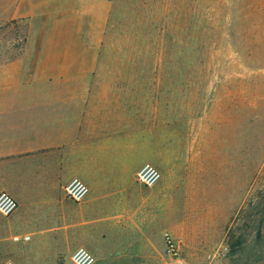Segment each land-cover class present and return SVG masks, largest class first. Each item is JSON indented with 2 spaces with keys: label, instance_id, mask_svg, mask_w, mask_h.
I'll return each mask as SVG.
<instances>
[{
  "label": "crops",
  "instance_id": "crops-1",
  "mask_svg": "<svg viewBox=\"0 0 264 264\" xmlns=\"http://www.w3.org/2000/svg\"><path fill=\"white\" fill-rule=\"evenodd\" d=\"M118 1L0 0V191L17 201L0 215V264H23L10 251L49 238L70 264L78 247L93 264H164L165 233L185 264H204L196 241L212 218L172 212L193 201L197 172L159 171L152 186L135 178L144 163L161 169L156 135L170 123L139 73L122 67L137 59L105 53ZM72 178L88 187L78 202L63 192Z\"/></svg>",
  "mask_w": 264,
  "mask_h": 264
},
{
  "label": "rangeland",
  "instance_id": "rangeland-1",
  "mask_svg": "<svg viewBox=\"0 0 264 264\" xmlns=\"http://www.w3.org/2000/svg\"><path fill=\"white\" fill-rule=\"evenodd\" d=\"M116 13L105 53L137 59L122 67L139 73L170 123L156 135L159 171L197 172L193 201L173 217L212 218L196 241L202 263L264 264V0H119ZM39 243L10 253L70 264L58 240Z\"/></svg>",
  "mask_w": 264,
  "mask_h": 264
},
{
  "label": "built area",
  "instance_id": "built-area-1",
  "mask_svg": "<svg viewBox=\"0 0 264 264\" xmlns=\"http://www.w3.org/2000/svg\"><path fill=\"white\" fill-rule=\"evenodd\" d=\"M136 180L144 186L154 185L160 178L159 170L150 163H144L135 173ZM63 192L66 197L73 201H81L88 193V187L78 178H72L63 187ZM17 208V201L6 191H0V215L8 216ZM24 238H28L25 236ZM165 253L167 260L165 264H185L183 258L175 246V241L169 234L165 235ZM72 264H93V255L85 248L78 247L71 256ZM2 264H15L7 260Z\"/></svg>",
  "mask_w": 264,
  "mask_h": 264
}]
</instances>
